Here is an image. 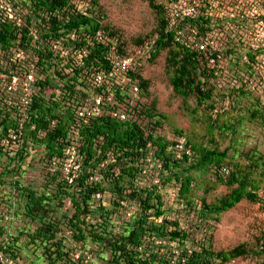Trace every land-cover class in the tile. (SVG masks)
Returning a JSON list of instances; mask_svg holds the SVG:
<instances>
[{"label":"trees","instance_id":"1","mask_svg":"<svg viewBox=\"0 0 264 264\" xmlns=\"http://www.w3.org/2000/svg\"><path fill=\"white\" fill-rule=\"evenodd\" d=\"M148 3L157 14V25L152 33L146 36L147 39L138 37L133 42L137 44L136 46L144 45L149 42L150 37H155L148 59L151 60L161 50L166 51V70L170 74L173 91L184 99L194 96L198 103H202L213 97V89L222 79L221 89L226 85L233 90L237 89L238 92L250 93L245 89L246 83L239 74V70L243 69L242 64L233 61L230 57V53L233 52L230 42L226 40V45L221 51L208 50L206 53L219 61L223 59L225 61V68L215 73V68L207 67L205 54L197 52L184 42L176 41L175 31L166 30L167 17L164 7L158 0H148ZM97 6H100L99 0H0V152L5 154L11 152L22 158L23 151L31 141L33 145L35 143L43 145L51 162L65 157L68 147L77 148L81 172L74 182L80 188L81 200H76L70 194L74 207V213L68 221L70 231L73 232L72 236L76 240L82 242L81 245L89 236L92 241L103 243L111 252L109 264H225L233 258L249 254L250 251L256 255H264L262 229L254 250L247 248L245 244H239L229 250L214 251L204 245L197 250L179 244L177 247L175 243L170 245L160 243L170 251L166 257L164 253L149 250L148 247L151 246L153 237L174 240L188 235L187 232L176 229L173 222L175 228L169 229L167 227L169 221L166 218L161 224H157L152 220L148 221L149 215L145 212L140 214L134 212L131 228L127 223L120 233H111V236H108L106 219L109 220V210L102 203H99L96 210L89 208L96 193L110 192L118 196V199L113 201L115 206L124 207L119 199L136 198L138 200L136 204L141 205L144 211L156 207L153 215L155 217L162 215L164 210L160 208L161 203L159 201L157 205L151 203L153 196L160 199L156 190L146 187L139 189L135 186L139 164L150 150L152 161L161 160L162 168L169 172L168 176L161 178V184L170 179H174L175 183L178 182V195L185 198L187 205L192 204V199L189 197L192 176L189 172L199 167L207 170L208 166H215L216 181L225 184L229 191L214 202L208 203L205 198L201 199L200 216L218 215L242 199L258 201L261 209H264V184L259 183L264 180V162L261 165L255 160L247 165L235 163L233 157H227L226 148L218 150L216 146L214 149L202 147L190 137L183 136L182 131L178 134V138L173 140L155 135L153 129L146 130L138 121L147 116L155 118L154 125L159 124L162 114L154 110V103L151 106L142 104L141 107H132L133 113H130L133 116L131 114L123 119L112 115L122 103L128 105L124 99L132 97L126 92L132 83L138 86L135 97L139 101L140 95L148 94L150 81L142 77L140 70L135 69L133 60L132 66L126 73L128 83L124 90L121 88L120 75L114 72L112 55L114 53L121 56L132 55L128 52L126 42L117 32L101 23ZM211 20L209 16L188 18L180 27L185 30L197 28L198 35H205L214 30ZM97 31L102 32L100 40L95 38ZM19 50L24 52L22 60L11 61ZM79 50H85V55L80 59L76 56ZM31 62L35 65V87L31 89L27 103L22 104V88L13 92L7 88V84L14 74L22 78ZM61 62L68 71L62 70L60 73L61 71L56 68ZM232 62L233 66H229ZM111 73L112 85L106 87V83L103 82L102 85L94 88V95L104 96L99 104L100 112L96 115L85 112L83 116H79V109L86 105L83 100L88 96L87 91L92 87L93 78L98 74ZM231 73L241 81L240 86L232 85L229 81L231 77L226 78ZM56 89L59 90L58 93ZM45 94L48 96L46 97ZM107 95H111L113 99L106 100ZM89 104L93 105L94 101H90ZM209 107L212 108L213 104H209ZM251 115H258L264 124L263 107L259 109L253 106ZM225 125L222 124V128ZM213 126V122H210L209 133L212 132ZM218 127L223 130L221 126ZM75 133L78 135L75 136L77 138L74 137ZM180 138L184 140L185 147L191 148L192 153L190 156L183 154L180 158H175L171 147ZM195 152L198 153L199 158L191 162L190 159ZM110 153L113 155L112 159L100 167L101 161ZM124 157H129L130 164L123 159ZM229 165H233L234 169L230 170ZM259 166L261 176L257 177ZM97 167L100 168L96 170ZM223 168L228 170L226 175L222 171ZM95 172L99 173L101 179L88 184L89 176ZM60 173L62 175V172ZM56 176L54 179L57 178ZM125 176L128 181L126 189L123 185ZM63 178L62 176L58 180L61 182L58 184V193L64 191L62 185L67 184ZM103 179L106 183H103ZM260 187L263 194L258 193ZM26 194L29 197L25 206L27 215L31 218L38 215L41 221V225L30 234V243L37 242L36 245H43L52 263L64 260L65 264L67 262L92 264L88 261L83 262L84 254L81 253L80 248L76 249L79 254L74 257L64 248L62 240L56 239L57 224L49 219L45 220L47 209L42 202L47 196H35L32 190L26 191ZM100 209L103 210L102 213ZM95 211H99L101 216L105 211L104 220L97 224L88 223L87 216H95ZM17 246L16 241H12V244H0V251L15 259L18 254ZM172 247H176V253L173 252Z\"/></svg>","mask_w":264,"mask_h":264},{"label":"rangeland","instance_id":"2","mask_svg":"<svg viewBox=\"0 0 264 264\" xmlns=\"http://www.w3.org/2000/svg\"><path fill=\"white\" fill-rule=\"evenodd\" d=\"M99 4L100 6H97L96 10H98L101 23L115 30L120 38L126 42L128 52L131 53L134 60L135 69L140 70L142 77L150 81L148 94L146 96L140 95L139 101L128 90V95L132 96L124 99L128 105L122 103L119 107L125 117L131 116L132 107H141L142 104L151 106L154 103V110L162 114L160 118L156 116L159 118V124L154 125L155 118L147 116L138 121L146 130L153 129L155 135L166 140H173L178 138V134L182 131L183 136L190 137L193 142L202 147L214 149L216 146L218 150L226 148L227 157H233L232 160L235 163L247 165L255 160L261 165L264 162V124L258 115H251L253 106L259 109L264 108V94L259 92L242 93L236 91L235 87L236 90H233L232 87L226 85L221 89L222 84L219 85L218 83L213 89V97L206 102L198 103L194 96L182 98L171 87L170 74L166 70V51L161 50L151 60L148 59L155 37H150L149 42L144 45L136 46L137 44L133 42L138 37L147 39L146 36H149L157 25V14L149 5L148 0H99ZM137 48L142 49V54L137 53ZM63 64L61 62L60 65H56V68L61 71H59L60 73L62 70L68 71V68L63 67ZM229 66H233V62L229 63ZM230 77V80L236 78L239 81L238 77L232 76V73L228 77L226 76V78ZM220 83H223L222 79ZM87 93L88 96L83 100L86 104L94 95L93 86ZM45 95L48 96V94ZM209 104H213V107L210 108ZM215 117H217L216 120ZM210 122H213L214 125L211 133H209ZM222 124L226 125L222 128ZM218 126H221L223 130L221 131ZM75 136L78 135L75 133ZM29 142L28 147L23 151L22 158L13 155L14 153L11 152L9 154L0 152V244H12V241H16L18 245L16 247L18 254H16L15 259L0 251V264H23L25 262L65 264L64 260L52 263L46 255L43 245H36L37 242L35 244L30 243L29 236L41 225V221H39L38 215L31 218L26 213V201L29 200L26 191L28 190H32L35 196H47L42 202L47 209L45 220L49 219L55 225L57 224L56 239L62 240L63 246L69 254L72 253V256L76 257L79 254L76 249L79 250L80 248L81 253L84 254L83 262L109 264L111 252L103 243L94 242L89 236L81 245L82 242L76 240L72 236L73 232L70 231L68 221L74 213L70 194L76 200H81L80 188L74 182L81 172V162L77 159L79 162L77 163L74 155L69 157L68 163L66 162L67 154L72 155V152H65V157L50 162L43 145L36 143L33 145L31 141ZM112 156L110 153L106 159H103L100 167L112 159ZM196 158H199L197 152L190 161L193 162ZM123 159L130 164L129 157ZM73 160L80 165L79 168L76 169V166L72 164ZM63 162L67 164L63 165ZM224 163L226 162L224 161ZM139 165L135 186L139 189L145 187L155 189L160 199L153 196L151 203L157 205L159 201L161 203L160 208L164 210V213L155 217L153 214L156 207L144 211L141 205H137L138 200L136 198L131 200L119 199L118 201L124 205L123 208H120L113 204V201L118 199L116 194L98 192L93 196L94 201L90 203L89 208L96 210L99 203H102L109 210V220L106 219L108 236H111V233H120L127 223L131 228L130 224L134 220L132 218L135 215L134 212H139L138 214L145 212L146 215H149L148 221L152 220L161 224L166 218L169 221L167 225L169 229L175 228V224L176 229L188 234L185 238L179 237L174 240L153 237V242L148 247L149 250H158L160 253H164L166 257L170 251L160 243L168 245L175 243L177 247L179 244L197 250L201 245H204L214 251L229 250L239 244H245L251 250L257 247V239L264 228V209H261L258 201L251 202L242 199L218 215H199V209L202 207L201 199L205 198L208 203L214 202L229 191L225 184L216 181L214 165L208 166L209 169L207 170H202L199 167L189 172L192 176L189 189V197L192 199L191 205H187L185 198L178 195L179 183H175L174 179L161 184V178L168 176L169 172L162 168L161 160L152 161L150 150ZM229 166L230 170L234 169L233 165ZM100 167H97L96 170ZM260 170L261 167L259 166L258 173H256L257 177L261 176ZM224 175L226 174L224 173ZM54 176L57 178L54 179ZM62 176L64 177L63 180L70 184L64 185V183L62 185L63 190L69 194L64 191L58 193V184L61 183L58 180ZM99 179H101L99 173L95 172L89 176L88 184H93ZM123 181L124 189H126L128 184L126 176ZM103 183H106L104 179ZM153 183L155 184L154 187ZM259 183L264 184V180L262 179ZM258 193L263 194L261 187ZM125 194L126 192L123 193V195ZM101 213L95 211V216H87L88 223L97 224L103 221L105 211L103 216ZM176 222L178 223L176 224ZM172 248L173 252L176 253V247ZM263 263L264 255H256L250 251L249 254L233 258L225 264Z\"/></svg>","mask_w":264,"mask_h":264},{"label":"built area","instance_id":"3","mask_svg":"<svg viewBox=\"0 0 264 264\" xmlns=\"http://www.w3.org/2000/svg\"><path fill=\"white\" fill-rule=\"evenodd\" d=\"M158 2L164 7L167 17L166 30L175 31L176 41L184 42L197 52L205 54L207 67L215 68L214 72L218 73L221 68H225L224 59L219 61L216 57L208 56L206 53L208 50L221 51L225 47V41L227 40L233 48L230 57H232L233 61H238L242 64L243 69L239 70V74L242 76L243 82L246 83L245 89L252 93L259 92L264 94V0H158ZM200 16L211 17L212 26H214V30L211 33L198 35L197 28L185 30L180 27L186 19ZM95 38L98 40L102 39V32L97 31ZM136 51L138 54H142L141 48H137ZM23 53V51H17L11 61L22 60ZM83 55H85V50H79L76 53L79 59ZM112 62L114 72H117L118 76L120 75L119 82L124 90L125 85L128 83L126 73L133 64V57L114 53ZM34 71L35 65L34 62H31L28 65V71L24 73L22 78L14 74L9 84H7V88L13 92L22 88V104L27 103L31 89L35 87ZM111 76H113L112 73L96 75L92 81L93 88L102 85L103 82L106 83V87L112 85ZM229 81H232L231 84L235 87L242 84L236 78ZM218 83L219 85L222 84L220 81ZM128 90L136 96L138 92L137 84L132 83ZM56 92L58 93L59 90ZM103 98V95H93L90 101H94V104L90 105L87 103L82 106V109H79L78 112L79 116H83L85 112L93 115L98 114L100 112L99 104L103 101ZM105 98L106 100H112L111 95H107ZM112 115L120 119L125 117V114L119 109L113 111ZM171 148L175 158H180L183 154L190 156L192 153L190 147L184 146L182 138L178 139ZM67 152L73 153L72 155L67 154L65 158L67 163L69 157L73 155L76 161L77 159L80 161L76 147H68L66 149ZM78 161L77 163H79ZM67 163L63 162V165ZM72 164L76 166V169L80 167L74 160ZM70 171L74 172L73 170ZM222 171L223 173L228 172L226 168H223Z\"/></svg>","mask_w":264,"mask_h":264}]
</instances>
